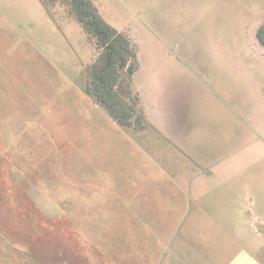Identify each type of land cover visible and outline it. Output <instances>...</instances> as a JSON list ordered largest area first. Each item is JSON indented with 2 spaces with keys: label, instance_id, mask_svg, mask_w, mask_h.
<instances>
[{
  "label": "crops",
  "instance_id": "crops-1",
  "mask_svg": "<svg viewBox=\"0 0 264 264\" xmlns=\"http://www.w3.org/2000/svg\"><path fill=\"white\" fill-rule=\"evenodd\" d=\"M209 49L205 52L215 53L214 61L152 63L151 69L168 71L160 77L151 72L149 93L143 83L139 88L133 83L148 123L144 130L124 128L112 119L113 126L106 125L104 114L95 111L105 126L89 134L86 171L74 176L69 190L43 192L41 162L9 160L10 153L8 160L2 157L6 192L0 193L7 198L12 190H23L32 203L25 195L28 210L23 213L6 200L4 246L16 251L20 241L36 240L42 226H55L60 219L71 228L70 242L83 249L85 260L79 264H207L206 239L222 246L253 245L254 227L264 230V154L255 155L263 138L255 133V96L247 86L254 70L255 78L264 80V47H256L257 59L238 56L240 49L247 53L243 47ZM0 80V100L12 101L14 80ZM27 100H18L21 123ZM99 143L100 156L94 149ZM1 145L5 156L10 149L4 139ZM47 212L54 217L41 221ZM20 213L19 232L14 219ZM256 234L264 244V233ZM220 250L217 263L233 264L229 247ZM251 261L264 264V255Z\"/></svg>",
  "mask_w": 264,
  "mask_h": 264
},
{
  "label": "rangeland",
  "instance_id": "rangeland-1",
  "mask_svg": "<svg viewBox=\"0 0 264 264\" xmlns=\"http://www.w3.org/2000/svg\"><path fill=\"white\" fill-rule=\"evenodd\" d=\"M94 1L105 19L135 44L137 64L142 70L133 77V83L136 88L143 83L148 93L151 72L156 71L151 69L152 63L155 66L175 61H214L216 54L206 50L232 46L246 48L247 53L241 54L240 49L238 56L260 58L256 54L260 44L256 30L264 23V0ZM49 10L51 16L39 0H0V76L14 80L12 101L0 100V133H3L0 146L4 139V145L10 149L5 156L0 153V160L2 157L8 160L10 153L9 160L41 162V191L55 195L69 190L76 183L74 176L86 171L88 136L93 128L101 130L105 126L97 121L99 115L95 111L104 114V124L113 126V121L86 93L87 67L96 59L97 49L66 6L51 4ZM245 60L241 57V63ZM178 70L179 74L183 71ZM167 71L158 69L156 72L160 77ZM254 74L247 88L255 96V133L263 138L255 149L258 156L264 154V102L260 100L264 98V80L255 78ZM22 97L28 99L22 110L23 123L22 115L17 113L18 100ZM11 113L12 120L8 118ZM110 133L114 131L111 129ZM98 135L100 137L101 133ZM94 149L100 156L102 144ZM125 149L132 150L126 145ZM5 174L0 173V191L6 192ZM12 191L7 198L5 193H0V264H79L85 260L83 249L70 242L71 228L62 219L55 226L53 223L52 227L42 226L36 240L31 237V240L20 241L16 251L4 246L8 241L6 200L23 213L28 210L25 195L30 201V195L23 190ZM33 195L41 204V196ZM54 215L53 212L41 213V221L46 218L51 221ZM15 217L14 225L20 232L23 216L20 213ZM253 231L254 243L248 246L239 242L222 246L214 239H206L204 248L211 257L207 264L224 263L216 261L222 247H229L233 264H257L249 261L264 255V244L256 234V231L263 234L264 230L255 226ZM233 232L237 236L241 230ZM202 257L204 259L205 254Z\"/></svg>",
  "mask_w": 264,
  "mask_h": 264
},
{
  "label": "trees",
  "instance_id": "trees-1",
  "mask_svg": "<svg viewBox=\"0 0 264 264\" xmlns=\"http://www.w3.org/2000/svg\"><path fill=\"white\" fill-rule=\"evenodd\" d=\"M39 1L49 16V5L66 6L97 49L96 59L87 67V95L120 126L144 130L148 123L133 86V77L139 67L136 46L129 36L105 19L94 0ZM256 37L264 47V24L257 30Z\"/></svg>",
  "mask_w": 264,
  "mask_h": 264
}]
</instances>
